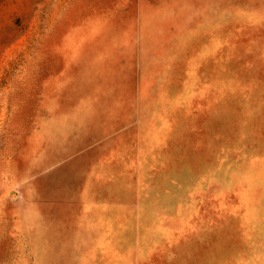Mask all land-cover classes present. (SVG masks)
I'll use <instances>...</instances> for the list:
<instances>
[{
  "label": "rangeland",
  "instance_id": "374dc122",
  "mask_svg": "<svg viewBox=\"0 0 264 264\" xmlns=\"http://www.w3.org/2000/svg\"><path fill=\"white\" fill-rule=\"evenodd\" d=\"M0 264H264V0H0Z\"/></svg>",
  "mask_w": 264,
  "mask_h": 264
}]
</instances>
